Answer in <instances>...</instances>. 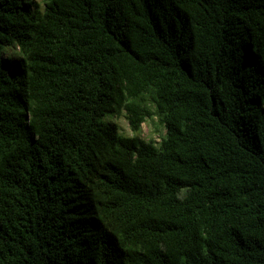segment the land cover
I'll use <instances>...</instances> for the list:
<instances>
[{
  "label": "trees",
  "instance_id": "trees-1",
  "mask_svg": "<svg viewBox=\"0 0 264 264\" xmlns=\"http://www.w3.org/2000/svg\"><path fill=\"white\" fill-rule=\"evenodd\" d=\"M0 264H264V0H0Z\"/></svg>",
  "mask_w": 264,
  "mask_h": 264
},
{
  "label": "rangeland",
  "instance_id": "rangeland-1",
  "mask_svg": "<svg viewBox=\"0 0 264 264\" xmlns=\"http://www.w3.org/2000/svg\"><path fill=\"white\" fill-rule=\"evenodd\" d=\"M33 1L35 3L41 4V0H33ZM2 56L3 58H7V56H10L15 60L18 57L17 49L12 48V47H6L3 51ZM9 67L11 70L16 68V64L14 63V61L9 62ZM104 119L107 121L116 123L121 128L122 132L126 134L131 133L129 126H128V121L123 116H120V117L106 116ZM163 133H164V129L161 126H159L156 121L148 120L144 122L142 125L141 136L145 140L152 139L154 141H159L161 134Z\"/></svg>",
  "mask_w": 264,
  "mask_h": 264
}]
</instances>
